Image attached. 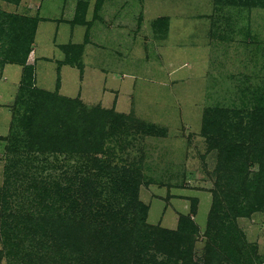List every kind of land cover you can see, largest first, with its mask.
<instances>
[{
	"label": "rangeland",
	"instance_id": "374dc122",
	"mask_svg": "<svg viewBox=\"0 0 264 264\" xmlns=\"http://www.w3.org/2000/svg\"><path fill=\"white\" fill-rule=\"evenodd\" d=\"M30 1L0 0V30L5 31L0 32V60L7 54L23 58L32 38L30 48L34 45L37 54L42 52L40 55L48 57V60L41 57L34 64L36 80L33 74L31 80L34 88L78 98L87 108L97 105L112 108L157 127V134L152 135L131 128L129 143L119 153L124 162L139 163L144 180L148 181L140 184L138 193L148 206V223L175 229L179 215L191 216L192 200L197 199L196 213L191 217L199 228L195 253L200 256L218 165V150L209 148V134L202 131L203 117L205 113L213 114L208 110L225 109L227 122L237 129L240 118L247 122L255 107L264 105V3L98 0V7L103 3L98 11L100 17L126 20V28L120 31L106 24H94L83 50L66 53L65 48L60 50L53 42H69L68 33L60 32L63 22L57 23V34V24L41 22L34 42L37 19L30 10H35L31 6L42 0H33V4ZM121 6L124 18L118 17ZM42 7L39 10L42 15L56 19L71 17L70 9L61 8L59 3L57 8ZM6 13L25 20H5ZM31 49L25 63L6 60L0 64L2 137L8 135L11 127L19 138L24 137L17 120L29 105L16 102L26 98L21 96V85L28 75L26 66L33 68L26 64ZM64 59L74 67L60 72L58 62ZM7 61L19 64L22 69L20 72L19 66L10 64L9 78L2 79L1 70ZM6 144L1 138L0 185L4 179ZM23 157L25 163L33 166L35 177L58 179L62 184L66 183L65 172L72 176L78 164L77 158L66 157L64 153L38 152ZM237 223L247 241L264 254V216L255 212L248 218H237ZM1 232L0 222V264H17L16 257L7 255ZM22 243L27 245L25 241Z\"/></svg>",
	"mask_w": 264,
	"mask_h": 264
},
{
	"label": "trees",
	"instance_id": "16d2710c",
	"mask_svg": "<svg viewBox=\"0 0 264 264\" xmlns=\"http://www.w3.org/2000/svg\"><path fill=\"white\" fill-rule=\"evenodd\" d=\"M6 16L13 22L25 20L16 14ZM31 44L32 38L23 58L7 54L0 64L25 63ZM25 70L21 96L26 98L16 102L29 105L17 120L24 137L14 134L13 127L0 136L7 143L0 185L1 235L7 255L16 257L17 264L264 263V254L247 241L237 223V218L255 212L264 216V105H257L247 122L240 118L237 129L227 122L225 109L204 114L202 131L209 134V148L218 150V165L198 256L199 228L191 217L197 199L192 200L191 216L179 215L175 229L148 223V206L138 195L140 184L148 181L139 163L124 162L119 153L129 143L131 128L152 135L157 127L112 108H87L78 98L34 88L32 68ZM38 152L77 158L75 173L65 172V184L35 177L23 154Z\"/></svg>",
	"mask_w": 264,
	"mask_h": 264
},
{
	"label": "crops",
	"instance_id": "0c3cea01",
	"mask_svg": "<svg viewBox=\"0 0 264 264\" xmlns=\"http://www.w3.org/2000/svg\"><path fill=\"white\" fill-rule=\"evenodd\" d=\"M128 1L129 0H126L125 2L128 3ZM30 3L33 4V0H31ZM56 3H57V5H56ZM58 3L60 4L61 8H63V9L65 7L70 9L71 17H69V19L62 18V17L56 19L54 17L47 16L44 14L42 15L39 13V10L41 9L42 5H43L42 9L46 5H50L51 8L52 7L57 8ZM97 4H98V0H42V3H40L38 5L31 6L32 9H35V10H30V11L35 13L34 17L37 19L36 30H35V33L33 34L34 35L33 36L34 42H36V36H37V33L40 29L41 22L42 23L50 22V23H53V25L57 24L59 22L64 23V27L62 26V29L60 28V32H65V34L68 33V36L70 38L69 42L64 43V44H60V43L58 44L55 42V40H53V42L55 44L54 46H56L60 50H62V48H65L66 53H69L70 50H77V53L79 51L83 50L84 45H85L84 44L85 40H87V38L89 39L90 38L89 35H92V33H93V30L90 31V29L93 28L94 24L98 25V26L106 24L107 26L115 27L116 29H118L120 31H122V30H124V28H126V26H127L126 20H123V19L122 20H115V19H110V18H109V20L108 19L104 20L103 17L101 18L98 11L101 9L103 3L99 6L100 8L97 6ZM50 9L48 10L49 12H50ZM70 12H69V14H70ZM120 12H121V14L118 15V17L121 16V18H124L123 17L124 6H121ZM117 14H119V13L117 12ZM58 26H59L58 24L55 26V33L56 34L59 31ZM72 37H74V39H72ZM41 53L42 52H39L37 54V47L33 45L32 49H31V53L29 54V58H28L27 63H26L27 65L30 64L33 67L32 71H33V77L35 80H36V75H35V70H34V64L41 57H43L45 60H48L47 59L48 57L46 55H40ZM64 60L58 62L59 63L58 67L60 69V72L63 69H66V67H72V68L74 67L73 64H70V62L68 63V62H66L67 60H65V61ZM10 64H15V65L19 66L20 72H21L22 66H20L19 64H16V63H9L8 62L3 66L2 70H1V72H2L1 78L2 79H8L9 78V75L7 74V72H8L7 67ZM20 77H21V75H20ZM19 80H21V79H19Z\"/></svg>",
	"mask_w": 264,
	"mask_h": 264
}]
</instances>
